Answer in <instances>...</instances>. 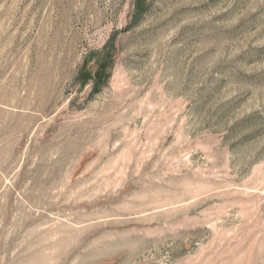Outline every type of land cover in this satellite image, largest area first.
I'll list each match as a JSON object with an SVG mask.
<instances>
[{
    "label": "rangeland",
    "instance_id": "1",
    "mask_svg": "<svg viewBox=\"0 0 264 264\" xmlns=\"http://www.w3.org/2000/svg\"><path fill=\"white\" fill-rule=\"evenodd\" d=\"M0 264H264V0H0Z\"/></svg>",
    "mask_w": 264,
    "mask_h": 264
}]
</instances>
